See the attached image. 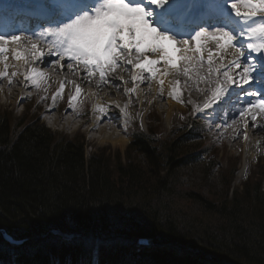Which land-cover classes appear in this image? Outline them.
Listing matches in <instances>:
<instances>
[{"label":"trees","instance_id":"16d2710c","mask_svg":"<svg viewBox=\"0 0 264 264\" xmlns=\"http://www.w3.org/2000/svg\"><path fill=\"white\" fill-rule=\"evenodd\" d=\"M201 139L195 123L157 145L153 134L137 133L127 164L120 157L113 164L104 154L86 158L80 140L57 138L38 120L13 125L0 113V246L12 264H264L261 180L232 199L229 191L188 192L180 181L178 174L209 152L190 147ZM178 194L199 209L196 219L180 225L174 213L161 221V203ZM3 229L24 245H7ZM141 238L148 247L138 246Z\"/></svg>","mask_w":264,"mask_h":264},{"label":"snow or ice","instance_id":"6c2138e0","mask_svg":"<svg viewBox=\"0 0 264 264\" xmlns=\"http://www.w3.org/2000/svg\"><path fill=\"white\" fill-rule=\"evenodd\" d=\"M146 3L155 5L157 9L163 11L154 12L145 6V0H55L53 7L63 20L62 26L49 28L45 33L55 37L52 45L54 50H50L47 55L56 57L54 60H48L46 66H55L67 57L69 62L61 65L62 68L72 70L74 63L79 64L86 70L87 77L99 72L102 83L106 80L108 70L115 71L117 67L127 71L128 66H133L140 72H147L149 77H155L156 66H176L175 58L166 41H171L177 46L175 52L185 63L191 62L192 57L185 55L189 48V39L182 37L177 39L175 35L169 33L176 28L174 22L186 21L195 7L204 9L203 17L210 0H196L195 3L187 6L179 0H173L172 4H169V0H146ZM226 7L246 28V32H241L240 35L249 41L247 50L258 55L264 54V0H237V2L228 0ZM257 17L260 19H255ZM214 29L213 38L219 45L221 56L223 57L226 50L234 49V58L231 62L221 63L220 68L215 69L217 81L213 95L219 96L222 93L230 94V89L231 91L242 89L244 85L250 84L254 71L250 64L255 61H245V51L235 43L237 37L230 30ZM206 35L205 31L195 34V52H201V39ZM20 39L18 35L8 39L0 35V54L7 52L4 47L6 43H15ZM31 51L34 61H42L45 54L39 51L36 44H32ZM16 59H21L19 51L16 52ZM201 60H203L202 55ZM207 62L212 65L211 55ZM221 69L222 80L219 79ZM44 75L42 71L33 68L32 75L27 79L35 82ZM142 79L139 74L132 76L133 81ZM161 84H163L162 80ZM63 88L62 84L61 91ZM132 91L134 92L135 88ZM173 92L175 93V89ZM79 93L80 88L77 87L76 94ZM245 97H253V99L245 103V111L239 115L245 117L250 114L252 121L255 122L258 114L264 113V98L254 92L242 93L240 99L245 100ZM252 109H258V112ZM253 126H256L255 123Z\"/></svg>","mask_w":264,"mask_h":264},{"label":"bare ground","instance_id":"6f19581e","mask_svg":"<svg viewBox=\"0 0 264 264\" xmlns=\"http://www.w3.org/2000/svg\"><path fill=\"white\" fill-rule=\"evenodd\" d=\"M151 6L155 7V5ZM146 7L150 8L148 5H146ZM5 21L8 20L5 19ZM236 22L241 24L239 20H232L229 23H224V25L229 27V25L231 26ZM31 34L32 32L23 31L19 35L21 37L19 41L15 43L9 42L4 45L7 49L8 55L6 53L0 54V73H3V75H0V86L2 87L0 89V100H2V103L8 104L9 99H15L16 102H14V105H18L17 100L19 101L25 96L24 90L27 86L26 78L28 75L32 74L33 68L38 71H41V69H51L53 72L52 76L43 72L49 81L50 78L52 79L50 82L53 83V87H51L50 90L51 95L55 96L57 94L59 96H63L64 94L68 95L74 92L75 98L85 96L89 99L95 98L97 100L93 109L94 114L91 117L92 119L88 121L91 123L89 125L84 123H81V125H75L76 129L87 126V130L90 131L91 128H96L100 124L106 122V127L100 128L101 136L98 138L97 144L105 146L102 144L107 143L118 149L126 146L128 138L123 135L124 131L119 129L122 125L124 128V126L127 125V121L123 118L115 116L119 115L118 112L114 110L116 106L121 107L125 114H128L127 116L134 120L136 118V112L143 111L145 105H148L149 108H158V111L161 112L159 99L162 101L166 100L168 108L165 109L164 112L167 113V117L170 119L176 109L181 110V107L176 104L170 96L172 86H177L178 88L186 87L190 92H198V96L194 98V100L199 101L201 104L206 103L210 99L212 104L216 103L217 107L221 106L222 103L218 105L221 100H216L221 97V95H213L217 75L214 79H211L212 70L220 68L221 63H230L234 58V49L226 50V53L222 57L219 45L213 38L214 33H207L205 39L203 38L204 45L202 46L201 51H203L205 56L203 61L204 64L205 61H208V58L211 55L213 60L212 64L214 66L211 67V69H204L203 67L196 66L197 62L193 58L196 53L190 45L185 55L192 57V60L189 63H185L184 60H182L175 52V48L177 46L173 45L171 41H166L165 43L169 46V49L175 58V67L168 65H161L160 67V65H158L156 66L155 77H149L147 72H140L139 69H135L133 66H128L127 71L122 67L121 69L120 67H117L115 71H112L111 69L108 71L106 80L102 83L100 81L99 74H94L92 77L76 76L74 73L75 70H67L61 67V65H63L62 61L55 66H46L48 60L56 59V57L47 55V53L53 49L49 50L46 48H39L40 42H37L39 44L38 45L30 41L29 35ZM0 35L4 36V34ZM13 35L8 34L5 38L8 39ZM175 36L176 38L179 37V35L176 34ZM184 39H188L187 36L184 37ZM239 42H242L243 44L249 43L244 36H240ZM32 44H36L39 51L45 54L42 61H34L32 59ZM17 51L21 53V59L19 60L16 59ZM263 64L264 61L261 65ZM10 66L12 69H9ZM14 71H16L17 74L14 73ZM220 73H223L222 69ZM254 73L256 76L258 75L256 72ZM136 74L141 75L143 79L133 81L132 76ZM69 77H74L76 79V86L70 83ZM153 79L154 81H152ZM219 79H223V74H219ZM161 80L163 81V84H161ZM62 84L64 85L63 91H61ZM117 85H119V87H117ZM247 85L251 86L252 84L250 83ZM77 87L80 88L79 95L76 94ZM133 88H135L134 92L132 91ZM11 104L13 103L11 102ZM20 105L21 104L18 106ZM16 108L17 107H14V109ZM71 111V109H68L67 113L65 112L60 114L61 122L64 123L66 121H70L69 119L65 120L63 116ZM56 112H58V103H54L46 108V113ZM245 123H247V128H245ZM253 123H255V127L253 126ZM67 124L68 127L73 126L72 122ZM233 126V135H231L233 143L240 144L248 149L246 150L247 158L245 162H243V169L240 170L238 174V178L244 180V178L248 176L249 169L252 166L251 160L253 161L254 159L256 162L257 159L255 158L258 156V150H264V117H257L256 121L253 122L251 115L249 114L244 118L239 119ZM245 136L247 139H245ZM114 227L118 229V224H115ZM6 233L8 234L7 231ZM2 243L3 242L0 240V244ZM0 264H12V258L9 256V251L4 245L0 246Z\"/></svg>","mask_w":264,"mask_h":264},{"label":"rangeland","instance_id":"374dc122","mask_svg":"<svg viewBox=\"0 0 264 264\" xmlns=\"http://www.w3.org/2000/svg\"><path fill=\"white\" fill-rule=\"evenodd\" d=\"M42 89H44L43 93L45 95L48 94V87H45V88L43 87ZM190 93L193 98H196L198 96V92L196 91L190 92ZM34 94H35V97L31 98L30 101H25V100L18 101L17 100L18 105L21 104L20 106L14 105V102H16L15 99H12V100L9 99L8 104H3L2 100H0V110L1 111L5 110L7 112H10L13 119L15 118L19 119V117H21L22 115L23 116L25 115L24 117L26 119L27 116L29 117L31 115L34 116L36 115V113H39V111L42 116L43 112L41 110L45 112L46 109L44 108V104L35 106L38 104V99L36 98L37 96L36 93ZM40 96H43V95H40ZM56 100H57L56 96L51 97L50 100L48 101L47 106L53 105L54 101ZM181 100H182L181 102L182 107L183 105H185V102H186L188 105L191 106V109L194 112L202 110V106L201 105L197 106L192 100H190V98H188L187 94H185V97L181 96ZM61 101H62L61 98L57 100V103L58 102L60 103L59 108L62 107ZM96 101L97 100L92 98V100H88L87 102H89L90 106H94V104H96ZM11 102L13 104H11ZM159 103H160L159 107L161 108L160 109L161 112L158 111V108H154V107L149 108L148 105H145L143 112L139 113L141 114V116L138 114V117H137L138 120H141L140 123H138L137 120L133 121L131 119H128V127L124 126V128L123 127L119 128V129H122L123 131L125 130V132L127 131V133L123 135L127 136L128 138V142L126 146L121 149L115 148L113 145L107 144V143L102 144L105 146H100L99 144H97L98 138L101 136L100 128L106 127L107 123L100 124L98 127L93 128V129L91 128V130L89 131L87 130L88 127L86 128L79 127V129L78 128L76 129L75 125L80 124V121H73L72 122L73 126H70L69 128H65V130H63L64 133H61V131H57L56 129H54L52 132L57 133V135L59 136L65 135L64 137L67 136L68 139L79 137L80 139H82V142L83 141L85 142L87 146L86 153L88 156L91 154L104 153V156L106 158H110L111 160H116L117 157L121 156V159L126 163V154H127L126 150H127L128 144L132 140V134L134 133V131L140 130L141 132L146 133V134H149L150 130L157 131L158 136L157 135L155 136V140H154L156 142L155 145H157L158 142L164 143V142L172 140L173 138L178 136L177 132L181 131V130L175 131V129L180 128V125L182 124V121H183V116L185 113L187 114V110L184 107H183L184 110L176 109L173 115L171 116V118L168 119L167 113L164 112V110L168 108L166 100L162 101L159 99ZM69 106L70 105L66 102V107L68 108ZM14 107H17V108L14 109ZM119 111H120V114L125 115V113L122 110H119ZM65 123L66 122H64L63 124ZM64 126H68V124H65ZM209 130L212 133L211 135H213L214 137L217 136V137L222 138L221 140H215V139H213V141L210 140L211 142L206 141V145H211L212 143L215 146V147L209 146V148L211 149L209 153L211 154V157L206 156L208 158H206L202 164H199L196 167L184 169L182 171V174L181 172L178 174L180 181L185 187H187L188 192H193V193H197V194L208 196V197H214L215 195H223L224 193L229 191L228 189H226V186H223V183H222L223 179L227 180L226 182L228 183L230 180V175L235 171V169H237V172L235 174V182L233 186L234 188L240 187L248 178H250V176L251 177L254 176L255 173L261 172V171L264 172V158L259 159L258 160L259 163L255 162V160L253 159V161L251 160L252 166L249 169L248 176L244 178V180H241V178H238L239 171L243 169V162L247 158L246 150L248 149L244 146H241L240 144L232 143V141L229 140L228 138L229 135L221 136V134L217 133L216 129L215 131H213L214 129L212 127H209ZM262 154L263 153H261L260 155ZM256 163L259 165H256ZM207 166H209V168H207ZM227 168H230L229 172H226ZM239 190H241V188H239ZM263 191H264V183H263ZM178 196H179L178 198H174V199L169 198L168 204L163 205V203H165L166 200H164V202L161 203L162 206H164V209L160 210L161 212L159 216L161 217L160 219L161 221H164L163 220L164 218L174 213H175V218L177 219V222L180 225L183 222L185 224V222L196 219V218H192V216L194 215V213L199 212V209L189 208L181 201V200H185L188 198L187 194H178ZM148 199L151 201H154L155 198L148 197ZM158 201L160 202L161 200H158ZM107 208L112 209L110 206H108ZM171 210H173V212H171ZM142 214L146 215V212ZM132 215L133 214H131L130 216L132 217ZM130 216H126V218H130L129 221H132L133 218H131ZM109 217H110L112 224H115L116 223V213L113 212V209L109 212ZM170 218L175 219L174 216ZM182 228L186 229L184 226H182Z\"/></svg>","mask_w":264,"mask_h":264},{"label":"water","instance_id":"95a60500","mask_svg":"<svg viewBox=\"0 0 264 264\" xmlns=\"http://www.w3.org/2000/svg\"><path fill=\"white\" fill-rule=\"evenodd\" d=\"M2 233V236H3V239L6 243L10 244V245H15V246H22L24 245V242L22 241H15L12 237H10L7 233H6V230L3 229L1 231ZM147 242L146 241H141V244H146Z\"/></svg>","mask_w":264,"mask_h":264}]
</instances>
